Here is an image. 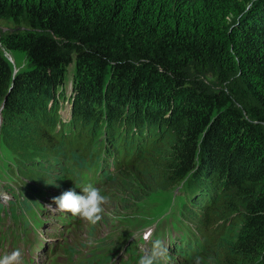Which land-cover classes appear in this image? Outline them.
<instances>
[{"label": "trees", "instance_id": "1", "mask_svg": "<svg viewBox=\"0 0 264 264\" xmlns=\"http://www.w3.org/2000/svg\"><path fill=\"white\" fill-rule=\"evenodd\" d=\"M0 16L23 28L12 39L30 64L16 72L0 50V143L17 171L16 187L0 181L13 198L0 202L6 244L19 247L31 221L44 223L46 191L113 181L133 194L168 182L183 185L185 199L160 231L178 233L169 264H264V0H0ZM125 40L187 51L226 88L195 91L177 60L149 66L138 56L117 59L111 89L94 78L64 94L69 50L99 76L113 56L105 43L126 49ZM148 67L187 89L143 86Z\"/></svg>", "mask_w": 264, "mask_h": 264}, {"label": "rangeland", "instance_id": "2", "mask_svg": "<svg viewBox=\"0 0 264 264\" xmlns=\"http://www.w3.org/2000/svg\"><path fill=\"white\" fill-rule=\"evenodd\" d=\"M22 30L23 28H19L13 21L0 16V50L10 61L12 67L17 72L21 71L23 73L29 71V60L26 52L16 45V42L13 43L12 39L13 35H16L17 32H23ZM125 41H127L125 44L126 49H123L121 43H118V45L112 42L110 44L105 43V50L110 46L113 56L111 60L105 63L103 74L99 76H97V71L93 72L94 64L85 63L79 57H76L73 49L69 50L70 62L63 69V83L65 85L64 90H61L64 94L69 98L73 97L74 87L81 83L84 84H81L78 89L82 87L83 89H89L88 84L95 86L96 81L94 78L100 82L103 81L106 88L111 89L110 86L117 84L116 75L119 74L115 64L117 59L128 57L136 60L138 56L140 60L149 66H159L160 62L165 59L171 61L172 65L173 63L179 65L180 63L183 66L187 86L195 91L215 94L226 88V84L221 82L218 71L215 70L212 64L208 66L202 65L197 59H192L195 57L187 51H172L168 47H159L148 41ZM122 50L127 53L124 54ZM176 60L179 63L175 62ZM140 65L141 63H137V67ZM136 69L139 70V67ZM168 74L170 75L171 72L168 71ZM170 77L166 76L159 67L157 72H153L148 67L145 76L138 79L143 86H146L148 83V85L159 89L162 93H170L171 89L178 87L180 89H187L186 84L183 86L175 85L176 83ZM68 112L69 107L66 104L62 115L66 118V121L70 122L71 115ZM2 121L0 112V131H2ZM252 122L259 124L258 121ZM13 158L15 157L10 149L4 143H0V181L12 188L16 187L17 183L13 179L17 173L14 168L15 163ZM41 172L50 173L51 176H48L49 178L59 175L49 166H43ZM53 184L57 185L56 182H53ZM183 189V185L173 186L167 182L166 184L157 186L155 190L143 186L136 189L133 194H130L129 192L123 193L112 181L110 185L102 190L104 194L110 197V202L104 206V219L95 226L83 220L81 226L73 228L69 232L64 247L55 255L57 261L72 264V262L67 260L73 259L74 264H108L117 253L115 257L118 263H120L123 259L127 260L131 255L134 258L137 252L140 255L151 247L150 241H144L140 245V242L144 240L142 237H151L152 241L160 239L168 247L170 242H172V237L174 235L177 236L178 233L174 231L160 233V231L167 230L171 226L173 218L180 215V210L185 200ZM17 191L20 192L21 190ZM119 196L122 197L120 200L117 199ZM9 199H12L11 192L1 189L0 202L7 205ZM47 206L52 208L50 205ZM134 234L136 239H133ZM32 239L33 235L29 234L27 242L20 244L26 253L30 248L29 245ZM125 249H127L128 253ZM129 249L135 252H129ZM0 252L4 253V251ZM166 259L168 260V256ZM166 259L163 260L164 263H167ZM132 263L137 264V261H132Z\"/></svg>", "mask_w": 264, "mask_h": 264}, {"label": "clouds", "instance_id": "3", "mask_svg": "<svg viewBox=\"0 0 264 264\" xmlns=\"http://www.w3.org/2000/svg\"><path fill=\"white\" fill-rule=\"evenodd\" d=\"M80 189L82 194H78L75 189H69L58 197H54L53 203L57 206L55 210L70 213L95 226L104 219V206L110 202V197L91 184ZM142 238L150 241L151 247L139 256L137 264H161V261L169 255L168 247L160 239L152 241L151 237ZM133 239H136L135 234ZM0 264H24L23 250L17 247L0 255ZM193 264H205V260L203 257L197 256L194 258Z\"/></svg>", "mask_w": 264, "mask_h": 264}, {"label": "bare ground", "instance_id": "4", "mask_svg": "<svg viewBox=\"0 0 264 264\" xmlns=\"http://www.w3.org/2000/svg\"><path fill=\"white\" fill-rule=\"evenodd\" d=\"M64 161V160H63ZM55 172V171H54ZM85 175V174H84ZM53 191L49 190V191H46V194H45V197L49 198V199H53L54 197H58L62 192L65 191L64 188H55V189H52ZM144 241H146L145 239L142 240L140 242V245L144 243Z\"/></svg>", "mask_w": 264, "mask_h": 264}, {"label": "water", "instance_id": "5", "mask_svg": "<svg viewBox=\"0 0 264 264\" xmlns=\"http://www.w3.org/2000/svg\"><path fill=\"white\" fill-rule=\"evenodd\" d=\"M16 72H17V71H16ZM16 72H15V73H16Z\"/></svg>", "mask_w": 264, "mask_h": 264}]
</instances>
